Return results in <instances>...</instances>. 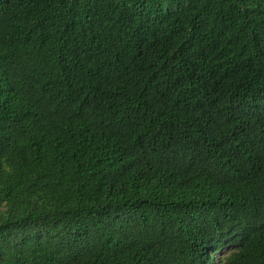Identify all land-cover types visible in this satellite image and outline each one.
I'll return each instance as SVG.
<instances>
[{"label":"trees","instance_id":"16d2710c","mask_svg":"<svg viewBox=\"0 0 264 264\" xmlns=\"http://www.w3.org/2000/svg\"><path fill=\"white\" fill-rule=\"evenodd\" d=\"M0 264H264V0H0Z\"/></svg>","mask_w":264,"mask_h":264}]
</instances>
